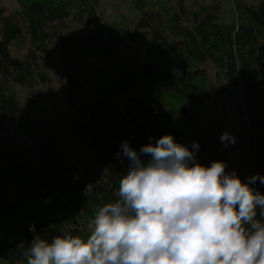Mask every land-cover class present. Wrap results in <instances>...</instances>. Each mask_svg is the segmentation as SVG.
<instances>
[{
  "label": "trees",
  "instance_id": "obj_1",
  "mask_svg": "<svg viewBox=\"0 0 264 264\" xmlns=\"http://www.w3.org/2000/svg\"><path fill=\"white\" fill-rule=\"evenodd\" d=\"M14 1L18 8L8 15L0 2V132L11 130L28 140L35 161L30 180L39 191L12 202L0 196V264H26L23 252L36 235L49 241L64 232L86 238L98 208L118 198L119 180L128 170L121 146L107 135L93 134L79 119L60 120L92 162L104 168L93 180L76 179L56 152L52 125L31 119L20 105L13 87L45 83L41 65L53 50L60 56L66 102L72 107L84 59L95 57L101 68L114 71L121 51L137 46L143 65L121 73L146 86L148 94L128 102L126 114L136 129L129 146L139 152L171 135L189 151L193 142L200 143L196 163L210 167L222 161L225 171H234L244 183L264 176V0L255 6L233 0L235 22L229 24L220 22L217 2L190 6L187 0H116L129 2L140 14L129 37L98 27L96 9L103 0ZM71 22L85 26L88 36L71 32ZM137 108L143 110V121L133 112ZM196 119L209 140L203 145L201 131L187 123ZM224 132L235 143L225 147L220 140ZM89 184L97 187L88 197L84 190ZM249 187L264 195L259 180Z\"/></svg>",
  "mask_w": 264,
  "mask_h": 264
},
{
  "label": "clouds",
  "instance_id": "obj_2",
  "mask_svg": "<svg viewBox=\"0 0 264 264\" xmlns=\"http://www.w3.org/2000/svg\"><path fill=\"white\" fill-rule=\"evenodd\" d=\"M220 140L235 143L228 132ZM192 149L171 135L139 152L124 142L118 198L98 208L88 236L36 235L26 264H264V195L249 187L264 176L244 183L222 161L196 163L199 144Z\"/></svg>",
  "mask_w": 264,
  "mask_h": 264
},
{
  "label": "rangeland",
  "instance_id": "obj_3",
  "mask_svg": "<svg viewBox=\"0 0 264 264\" xmlns=\"http://www.w3.org/2000/svg\"><path fill=\"white\" fill-rule=\"evenodd\" d=\"M249 6H255L259 0H242ZM5 15L17 10L14 0H0ZM217 2L220 5V22H235L233 0H187L190 6L208 5ZM97 25L103 30L129 37L134 32V24L140 14L127 1L103 0L97 9ZM69 30L80 37H87L88 30L77 23H69ZM146 36V32H140ZM20 56L23 57L22 52ZM118 70L107 71L101 68L95 57L83 60L77 71L81 89L75 104L69 107L66 102L67 87L63 78L60 56L51 51L48 60L41 65L47 77L45 83H37L31 89L13 87L20 105L31 119L52 125L55 131V149L63 164L68 167L76 179L93 180L104 172L102 166L92 162L89 152L61 127L60 120L79 119L90 126L93 134L103 133L115 146L130 142L136 129L126 114L130 100H142L148 89L139 81H131L123 74L127 69L138 70L143 59L137 46L133 51L122 50L116 58ZM118 71V72H117ZM123 72V73H121ZM136 118L143 121L141 108L134 111ZM192 130L204 129L198 119L187 122ZM203 134L202 145L209 141ZM198 143V142H196ZM199 147H200V143ZM198 159V158H197ZM35 161L28 140L14 135L11 130L0 132V196L5 202H12L28 194L38 192L33 177Z\"/></svg>",
  "mask_w": 264,
  "mask_h": 264
}]
</instances>
